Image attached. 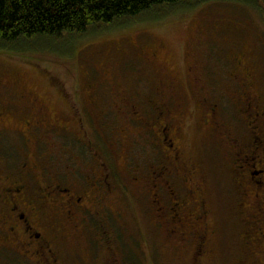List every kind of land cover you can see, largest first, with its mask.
<instances>
[{
  "label": "rangeland",
  "instance_id": "rangeland-1",
  "mask_svg": "<svg viewBox=\"0 0 264 264\" xmlns=\"http://www.w3.org/2000/svg\"><path fill=\"white\" fill-rule=\"evenodd\" d=\"M0 80L8 85L0 91V107L8 114H50L55 124L65 115L86 117L95 152L82 150L80 135L70 132L56 159L61 171H77L76 180L88 177L89 184L103 185L106 198L94 210L100 214L85 219V228L93 231L68 242L63 264H264L247 217L249 198L244 199L231 157L198 102L200 96L210 98L227 130L242 134L243 86L253 85L264 97L260 6L185 2L81 36L32 40L22 51L0 49ZM162 106L174 111L181 162L197 170L214 232L200 261L196 244L175 237L159 211L170 208L168 193L161 190L156 203L152 199L150 177L170 161V150L164 146L163 151L155 133L134 122L132 114L146 121ZM92 114L99 116L95 125ZM128 128L133 134L124 140L122 130ZM62 134L53 132L51 142H59ZM179 168L170 178L173 184L184 178Z\"/></svg>",
  "mask_w": 264,
  "mask_h": 264
},
{
  "label": "flooded vegetation",
  "instance_id": "flooded-vegetation-1",
  "mask_svg": "<svg viewBox=\"0 0 264 264\" xmlns=\"http://www.w3.org/2000/svg\"><path fill=\"white\" fill-rule=\"evenodd\" d=\"M150 60L154 63L156 57L150 55ZM237 64L244 67L241 58H237ZM175 84V79L171 78L174 88ZM244 88L245 85L241 92L243 108L240 114L244 131L239 137L218 119V104L213 105L205 96H200L198 102L208 113L204 114L206 124L231 157L230 164L237 174L244 199L249 198L247 217H250L256 243L264 254V97L253 90V85L250 89L249 85ZM2 89H8L4 80H0V91ZM155 113L154 117L146 119L147 122L138 113L132 114L134 122L155 133L161 142L159 146L170 150V161L159 164L150 177L152 199L158 200L161 190L168 193L170 208L163 207L159 211L164 219L168 217L175 237L196 244L194 255L200 261L207 254L214 232L208 224L209 213L196 180L197 170L193 166L184 168L181 162L182 151L177 139L180 131L174 111L162 106L157 107ZM98 118V114H92L93 125L98 123ZM58 120L53 123L50 114H8L0 107V264H63L68 242L84 238L87 230L93 231V228H85V219L100 214L94 210L106 198L105 194L102 197L104 186H97L96 181L89 184L88 177L84 182L76 180L77 171H61L56 159L58 147H63L64 136L70 132L80 135L77 142L82 150L87 147L95 152L86 117L74 114L72 117L65 115L60 123ZM122 131L124 140L126 135L133 134V128ZM53 132L63 133L57 143L51 142ZM21 149L30 153L23 154ZM179 165L184 178L177 183L182 185L175 186L177 184L174 185L170 178L181 171ZM80 177L85 178V175L80 172Z\"/></svg>",
  "mask_w": 264,
  "mask_h": 264
},
{
  "label": "trees",
  "instance_id": "trees-1",
  "mask_svg": "<svg viewBox=\"0 0 264 264\" xmlns=\"http://www.w3.org/2000/svg\"><path fill=\"white\" fill-rule=\"evenodd\" d=\"M264 0H0V49L21 50L32 40L81 36L185 2Z\"/></svg>",
  "mask_w": 264,
  "mask_h": 264
}]
</instances>
